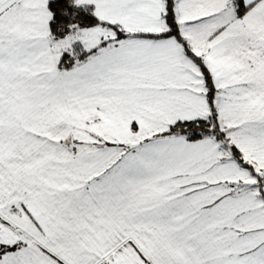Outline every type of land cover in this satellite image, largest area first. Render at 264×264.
<instances>
[{
    "label": "snow or ice",
    "instance_id": "obj_1",
    "mask_svg": "<svg viewBox=\"0 0 264 264\" xmlns=\"http://www.w3.org/2000/svg\"><path fill=\"white\" fill-rule=\"evenodd\" d=\"M0 264H264V0H0Z\"/></svg>",
    "mask_w": 264,
    "mask_h": 264
}]
</instances>
